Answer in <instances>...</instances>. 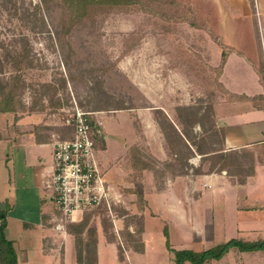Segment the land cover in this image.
Here are the masks:
<instances>
[{"label": "rangeland", "instance_id": "obj_1", "mask_svg": "<svg viewBox=\"0 0 264 264\" xmlns=\"http://www.w3.org/2000/svg\"><path fill=\"white\" fill-rule=\"evenodd\" d=\"M135 1L136 5L97 11L77 22L70 35L63 38L62 51L56 31L66 19L63 7L52 4L37 11L41 0H0V40L19 50L20 40L26 37L32 49L34 67L21 68L27 83H33L23 97L26 108L32 105L44 83L60 88L59 81L63 79L66 84L58 91L64 106L56 113L49 115L43 111L25 117L19 124L14 114H0L4 137L0 140V208L9 193L3 184L7 152L13 156L21 140L16 131L28 129L35 122L40 123L36 131L41 136L69 137L71 131L63 122L76 103L83 111L102 112L106 123L105 130L102 129L103 136L107 135L106 152L100 154L112 193L106 203L84 213L91 214L90 225L102 241L115 242L120 253L139 248L145 231L147 254L130 252L124 264H175L172 250L200 252L206 248L200 243L207 234L200 240L197 236L193 238L192 218L202 220L205 202L209 205L210 201L202 197V205H196L192 196L197 192L188 198L182 181L172 186L175 173L166 164L175 161L168 156L161 128H168L165 121L168 117L178 129L184 130L177 109L203 107L213 101L218 89L219 66L212 59L220 49L226 53L234 51L229 42L235 41L239 49L251 54L258 47V36L264 42V0ZM66 42L70 50H66ZM24 136L23 139L30 138L29 133ZM30 152L27 160L34 162ZM44 152L42 158L45 157L47 164L52 152L49 149ZM159 155L163 156L162 161ZM242 155L246 171L250 168V154ZM202 167L209 169L208 165ZM197 168L201 167L191 169V174ZM177 171L180 174L187 169L178 165ZM177 197L181 203H176ZM218 200L212 210L216 223L224 219L223 211L219 210L222 201ZM15 204L18 200L13 198L8 206L18 213L20 209ZM252 225L255 231L242 234L243 238L238 240L247 244L264 243V227L260 229L256 223L247 222L243 230ZM220 229L216 228L213 241H219ZM9 234L19 264H48L40 253L44 248L40 231L32 230L28 238L22 224L14 221ZM228 237L232 236L228 234ZM65 240L66 260L74 262L76 249L69 238ZM257 251L264 253V249ZM223 259L205 264H223L226 262ZM231 260L230 257L228 261ZM100 261L114 264L113 252L102 251Z\"/></svg>", "mask_w": 264, "mask_h": 264}, {"label": "crops", "instance_id": "obj_2", "mask_svg": "<svg viewBox=\"0 0 264 264\" xmlns=\"http://www.w3.org/2000/svg\"><path fill=\"white\" fill-rule=\"evenodd\" d=\"M229 44L235 48L234 51L227 53L222 65V49L212 59V63L222 66L217 80L218 89L216 93L214 92L215 95L212 101L215 129L219 130V133L223 135V152H236L240 156L243 165H245V158L243 159L242 154H250V167L253 165V171L251 175L245 178L243 183H240L238 177L231 175L228 170L208 173L209 169L206 171L202 166H210V162L202 161L201 155L194 154L195 156L193 155L194 157L189 159L192 169L199 165L204 173L201 175L191 174L190 170L188 175L177 176L176 180H171L172 184L177 181L183 182V185L188 190V198L192 192H197V195L192 196L194 199L192 202L196 205H202V197L210 201V207L205 202V212L202 220L196 219V216L192 218L193 238L197 236L200 240L201 236L207 234L206 237L204 236V242L201 241L200 243L203 247H206L203 251L226 244L231 240L239 241V238H243L240 237L242 234L248 231H255V229H252L253 225L243 230V226L247 222H250V224L256 223L260 229L264 227V79L262 80L258 73V69L263 67L264 75V42L260 38L259 45L261 50L256 47L254 49L255 52L251 54L239 49L235 41L229 42ZM33 115L36 114L25 115L15 122L19 124L25 117ZM39 124L33 122L28 126V129H23V132L16 131L21 140L14 150L13 156H10V153L7 152V158L4 163L7 170L3 184H5V189L9 193L3 199L4 206L0 208V212L6 213L5 220L6 223L8 222L7 238L9 239L11 223L14 221L19 222L22 224V231L27 233L26 237L28 238L31 237L32 230L42 233L44 248L41 249L40 253L43 254V259L47 260L48 264H79L76 250L74 262H67L65 248L67 240L65 238H69L76 249L75 239L68 229L70 225L80 223L84 218V214H77L74 221L65 222L63 229H57L56 225L60 222L61 213L52 200V191L48 188V182L53 172L54 140L52 138L53 135L50 137L41 136L42 134L36 131V129L40 128L36 126ZM44 125H47V123ZM103 125L104 131L105 119L103 120ZM147 126L149 127L150 125L147 124ZM194 131L200 132L201 130L196 127ZM25 133L30 134L29 139H23ZM106 139V134L104 138L103 135L100 137L98 145L102 144L101 147L103 148L101 149L103 150H100V147H96L95 152L104 177L107 168L100 153L106 152ZM47 149L51 150L52 159L45 164L46 159L45 157L42 158V154ZM28 150H32V152ZM28 152L33 155L31 159L34 162L27 160ZM162 155H165L164 151ZM163 156L159 155V161L163 160ZM106 181L110 183L109 180L106 179ZM179 187L182 188L180 184ZM13 198L18 200V204H15V207L18 206L20 209L18 213H14L12 208L8 206ZM218 198L220 199L218 200ZM175 199L176 203H181L179 197ZM217 200L222 201L219 210L221 209L224 214V219L219 223L215 222L212 211L213 203H216ZM216 228L218 230L221 228L218 242L213 241L216 235ZM228 234L233 238L228 237ZM144 236L145 231L142 233L144 246L142 253L134 250L128 251L127 249L123 250L124 253H120L115 242H104L99 237L97 243V264H101L102 251L113 252L114 264H124V261L129 259L130 252L146 255L148 251ZM63 239L65 240L64 242ZM193 240L194 242H199L198 239ZM118 253H120V256ZM230 257L232 258L231 262H234V264H264V253L257 250L241 251L238 248H231L223 257L224 259L222 258L223 260L226 259L223 264H231L228 261Z\"/></svg>", "mask_w": 264, "mask_h": 264}, {"label": "trees", "instance_id": "obj_3", "mask_svg": "<svg viewBox=\"0 0 264 264\" xmlns=\"http://www.w3.org/2000/svg\"><path fill=\"white\" fill-rule=\"evenodd\" d=\"M136 3L137 1L135 0H41V4L37 6L36 10L41 11L43 8H49V5L52 4L64 8L65 22L56 31L58 42L63 51V38L70 35L73 26L77 22L83 21L88 16L91 17L97 11L111 10L113 7L125 8L128 5H136ZM257 39L260 49V36ZM20 41L22 43L20 42L19 50H17V48H9L0 40V49L2 50V54H0V114H14L15 121H18L25 115L38 114L43 111L49 115L56 113V111L64 106V103L58 97L59 89L66 87L65 80L63 79L59 81L60 88L50 83H44L41 85L42 89L39 94L33 98L32 105L28 108L24 105V94L29 87L33 86V83H27L26 75L21 72V68L25 67L27 70H31L34 64L29 41L26 37H22ZM65 48L66 50L71 49L68 42H66ZM226 55L227 53L222 51L221 65ZM221 67L219 66V72ZM258 73L263 80V67L258 69ZM67 99L66 97L65 100L68 101ZM212 103L203 107H179L177 109L178 119L184 130L178 129L172 121L167 120L169 118L165 115L167 117L165 121H167L168 128L162 127L161 130L166 142L168 156H172L175 161V163L169 162L166 165L172 169V173H175L172 174V178L188 175V171L192 169L189 159L194 154H198L201 155L202 161L210 162L208 173L228 170L231 175L238 176V181L243 183L245 178L251 175L253 165L245 171L240 156L236 152H223V135L219 133V130L215 129ZM156 122L157 124H161L157 120ZM196 127H199L201 131L195 132L194 129ZM68 129L70 131V128ZM2 139L3 133L0 129V140ZM96 147L101 148L100 145H96ZM133 152H135L134 148ZM178 165L186 168L187 171L178 174ZM194 172L196 175L204 173L201 168L194 169ZM5 219L6 213L0 212V264H19L14 243L7 238V223ZM90 220L91 214H86L80 223L70 225L68 229L76 242V255L79 264H97L98 236L95 227L90 225ZM137 241L140 242L141 238ZM231 248H238L241 251H254L264 249V243L247 244L231 240L226 244H221L199 253L191 250H172V252L175 264H205L210 260L222 259ZM133 250L142 253L144 246L142 244L139 248H133Z\"/></svg>", "mask_w": 264, "mask_h": 264}, {"label": "built area", "instance_id": "obj_4", "mask_svg": "<svg viewBox=\"0 0 264 264\" xmlns=\"http://www.w3.org/2000/svg\"><path fill=\"white\" fill-rule=\"evenodd\" d=\"M63 126L70 128L71 134H53V172L48 182L52 200L61 213L57 229L74 221L77 214L106 203L112 193L95 154L96 140L103 135L102 112L83 111L75 103Z\"/></svg>", "mask_w": 264, "mask_h": 264}]
</instances>
